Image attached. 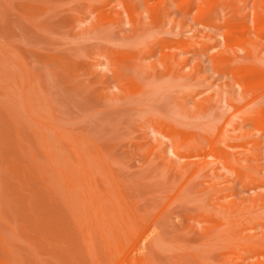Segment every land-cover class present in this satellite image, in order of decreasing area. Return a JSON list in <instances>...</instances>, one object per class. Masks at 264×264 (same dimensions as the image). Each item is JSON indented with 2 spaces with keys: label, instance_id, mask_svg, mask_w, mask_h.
I'll use <instances>...</instances> for the list:
<instances>
[{
  "label": "rangeland",
  "instance_id": "1",
  "mask_svg": "<svg viewBox=\"0 0 264 264\" xmlns=\"http://www.w3.org/2000/svg\"><path fill=\"white\" fill-rule=\"evenodd\" d=\"M0 264H264V0H0Z\"/></svg>",
  "mask_w": 264,
  "mask_h": 264
}]
</instances>
